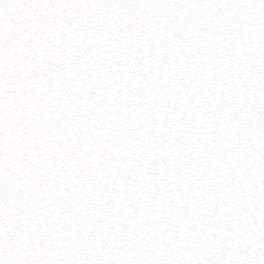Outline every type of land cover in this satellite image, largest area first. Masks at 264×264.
I'll use <instances>...</instances> for the list:
<instances>
[{"label":"snow or ice","instance_id":"obj_1","mask_svg":"<svg viewBox=\"0 0 264 264\" xmlns=\"http://www.w3.org/2000/svg\"><path fill=\"white\" fill-rule=\"evenodd\" d=\"M0 264H264V0H0Z\"/></svg>","mask_w":264,"mask_h":264}]
</instances>
